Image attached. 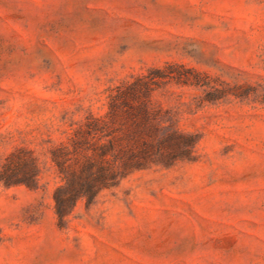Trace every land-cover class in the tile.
Listing matches in <instances>:
<instances>
[{"label": "rangeland", "instance_id": "rangeland-1", "mask_svg": "<svg viewBox=\"0 0 264 264\" xmlns=\"http://www.w3.org/2000/svg\"><path fill=\"white\" fill-rule=\"evenodd\" d=\"M0 264H264V0H0Z\"/></svg>", "mask_w": 264, "mask_h": 264}, {"label": "trees", "instance_id": "trees-1", "mask_svg": "<svg viewBox=\"0 0 264 264\" xmlns=\"http://www.w3.org/2000/svg\"><path fill=\"white\" fill-rule=\"evenodd\" d=\"M118 174L112 169L100 170L93 173L89 168L82 170L79 175L70 179L65 191L68 193L67 198L57 196L56 211L59 218L63 219L71 212L77 200L86 197L91 200L97 192L117 178Z\"/></svg>", "mask_w": 264, "mask_h": 264}]
</instances>
